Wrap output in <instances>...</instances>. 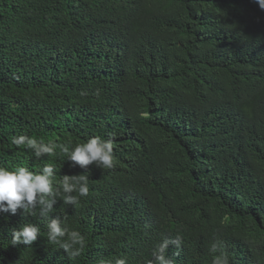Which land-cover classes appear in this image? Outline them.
<instances>
[{
  "label": "trees",
  "instance_id": "obj_1",
  "mask_svg": "<svg viewBox=\"0 0 264 264\" xmlns=\"http://www.w3.org/2000/svg\"><path fill=\"white\" fill-rule=\"evenodd\" d=\"M111 139L115 167L56 149ZM88 175L49 215L85 245L72 258L48 219L0 215V264H264V11L253 0H0V167ZM39 227L30 246L12 232ZM218 250L212 252V245Z\"/></svg>",
  "mask_w": 264,
  "mask_h": 264
},
{
  "label": "clouds",
  "instance_id": "obj_2",
  "mask_svg": "<svg viewBox=\"0 0 264 264\" xmlns=\"http://www.w3.org/2000/svg\"><path fill=\"white\" fill-rule=\"evenodd\" d=\"M259 8L264 11V0H253ZM16 146L27 144L34 150V155L39 158L43 155H54L57 148L68 156V161L81 169L89 165H95L100 169H112L115 167V156L113 142L105 140L100 136L89 138L86 142L76 145L71 150L66 145H58L54 142L39 143L35 139L21 135L12 138ZM55 169L47 164L39 173H34L26 167H19L10 171L0 167V215L35 214L39 206V215L48 219V240L58 244L68 252L72 258L80 255L85 245L84 237L78 231H69L59 218H52L49 214L53 212L57 197L63 195L64 204L77 205L79 200L72 193H78L80 197H86L89 193L88 175L63 176L60 186L54 187L53 179ZM40 229L33 224H25L19 230L12 232V245L30 246L37 241ZM170 244L179 246V239L170 241L164 239L152 252L153 259L148 264H173L166 257V251ZM218 244L212 245L211 251L218 250ZM115 264H126L125 259H117ZM213 264H227V257L214 258Z\"/></svg>",
  "mask_w": 264,
  "mask_h": 264
}]
</instances>
